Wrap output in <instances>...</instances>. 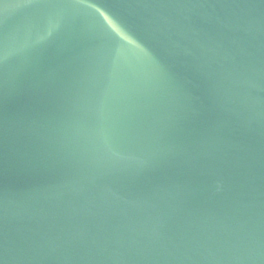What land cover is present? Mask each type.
I'll return each instance as SVG.
<instances>
[{
    "label": "water",
    "instance_id": "95a60500",
    "mask_svg": "<svg viewBox=\"0 0 264 264\" xmlns=\"http://www.w3.org/2000/svg\"><path fill=\"white\" fill-rule=\"evenodd\" d=\"M0 264H264V0H0Z\"/></svg>",
    "mask_w": 264,
    "mask_h": 264
}]
</instances>
